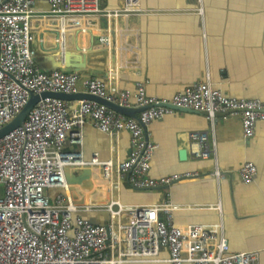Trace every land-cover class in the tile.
Returning <instances> with one entry per match:
<instances>
[{"label": "built area", "instance_id": "1", "mask_svg": "<svg viewBox=\"0 0 264 264\" xmlns=\"http://www.w3.org/2000/svg\"><path fill=\"white\" fill-rule=\"evenodd\" d=\"M100 1L0 0V131L21 113L32 94H89L122 108L144 109L134 119L96 101L46 98L23 126L0 139V264H127L157 261L164 249L169 264H260L257 252L231 250L223 223L175 224L178 207L170 200L151 206H127L119 199L106 206L74 204L68 182L71 175L82 178L75 171L80 166L98 165L111 179L112 192L120 190L122 180L134 190L150 191L198 177V172L157 180L150 176L158 145L149 139L147 129L174 114L173 107L204 112L209 119L238 115L246 139L254 138L258 123L264 122L263 100L228 97L210 82L195 83L171 100H159L148 96L144 82H137L132 92L121 90L111 79L43 68L40 53L51 46L62 50L67 36L82 32L95 36L97 31L107 32L103 20L141 12V0H121L118 11L102 9ZM41 2L49 5V11L37 10ZM100 39L110 43L108 37ZM88 125L109 137L129 133L130 158L115 166L94 152L87 160ZM189 139L195 158H211L207 133H191ZM69 145L78 148L68 149ZM257 175L253 163L240 170L245 185ZM213 176L223 174L216 170ZM50 190L62 193L52 200Z\"/></svg>", "mask_w": 264, "mask_h": 264}, {"label": "crops", "instance_id": "2", "mask_svg": "<svg viewBox=\"0 0 264 264\" xmlns=\"http://www.w3.org/2000/svg\"><path fill=\"white\" fill-rule=\"evenodd\" d=\"M122 5L121 0L100 1L101 8L109 11H118ZM37 7L49 11L46 3ZM140 7V13L103 20L101 26L107 32L70 35L62 50L51 46L42 53L64 67L74 57L80 72L111 79L121 90L135 92V84L144 82L148 96L159 100H171L195 83L210 82L228 97L264 101V0H141ZM98 34L108 37L110 43L102 44ZM147 132L158 145L150 172L153 179L195 172L199 176L150 191L134 190L122 180V204L151 206L170 200L178 207L175 224L223 223L231 250L257 252L264 264V122L258 123L254 138L246 139L238 115L209 119L176 111L154 122ZM201 132L208 134L211 144L208 160L197 159L190 152L189 135ZM84 137L87 160L97 152L116 166L132 154L127 132L109 137L88 125ZM73 148L78 147L68 146ZM246 163L258 168L250 185L240 178ZM216 170L222 178L213 176ZM75 171L82 178H69L74 204L97 207L118 200L110 191L113 183L106 182L99 169ZM60 193L48 192L52 200ZM160 218L165 219L164 213ZM168 259L164 249L157 261L127 264H169Z\"/></svg>", "mask_w": 264, "mask_h": 264}, {"label": "water", "instance_id": "3", "mask_svg": "<svg viewBox=\"0 0 264 264\" xmlns=\"http://www.w3.org/2000/svg\"><path fill=\"white\" fill-rule=\"evenodd\" d=\"M46 98H57L64 101H78V100H89V101H96L100 104H103L116 112L126 115L128 117L138 119L137 113L143 111L144 109H131V108H122L114 103H110L104 99H101L99 97L89 95V94H75V95H69L64 93H44L41 95H33L31 96V99L29 100L28 104L25 106V108L21 111V113L8 125H6L1 131H0V139L4 138L6 135H8L10 132L14 131L15 129L23 126L24 122L27 119V116L32 111V109L42 100ZM175 111L180 112H190V113H197L201 115L207 116V113L204 112H196L189 109H183V108H177L173 107ZM227 114H217V116H223ZM92 222L94 224H99L98 220L93 219Z\"/></svg>", "mask_w": 264, "mask_h": 264}, {"label": "bare ground", "instance_id": "4", "mask_svg": "<svg viewBox=\"0 0 264 264\" xmlns=\"http://www.w3.org/2000/svg\"><path fill=\"white\" fill-rule=\"evenodd\" d=\"M41 54H42L41 56H45V57H47L48 61L51 62L49 68H47V69H54V68H56V67H61V68L65 69V70H67V71H77V72H80V71L77 69V66L74 67V68H76V69H73L71 66H68L69 64H66V67H64L63 64H62L60 61L55 60L53 57H48V56L44 55L42 52H41ZM81 73H82V72H81ZM86 167H92V168H97V169H99L102 178H103L106 182L112 183V181H111L110 178H106V177L104 176V174H103L101 168H100L98 165H87V166H80V167H76V168H86ZM68 184H69V187H70V183H69V182H68ZM70 189H71V187H70Z\"/></svg>", "mask_w": 264, "mask_h": 264}, {"label": "rangeland", "instance_id": "5", "mask_svg": "<svg viewBox=\"0 0 264 264\" xmlns=\"http://www.w3.org/2000/svg\"><path fill=\"white\" fill-rule=\"evenodd\" d=\"M37 8H38V7H37ZM41 55H42V54L40 53L39 58H38L40 65H41L43 68H45V67L48 68V67H49V64H51V62L48 61L47 57H45V56H41ZM68 64H71L72 66L76 67V66H77L78 64H80V63H79V61H78L76 58L72 57V58L68 61ZM45 65H47V66H45ZM46 68H45V69H46ZM114 180H116V175L114 176ZM0 191L2 192V188H0ZM114 197H115L116 199H121V201H122V198L120 197V193H119V191H118L117 189L114 191ZM96 211H97V212H100V211H104V210L98 209V210H96ZM102 213H103V212H102ZM104 219H105V221H108L109 217L104 215ZM97 220L100 221L99 219H97Z\"/></svg>", "mask_w": 264, "mask_h": 264}, {"label": "trees", "instance_id": "6", "mask_svg": "<svg viewBox=\"0 0 264 264\" xmlns=\"http://www.w3.org/2000/svg\"><path fill=\"white\" fill-rule=\"evenodd\" d=\"M130 186V185H129Z\"/></svg>", "mask_w": 264, "mask_h": 264}]
</instances>
